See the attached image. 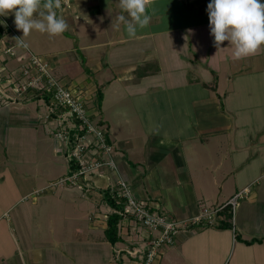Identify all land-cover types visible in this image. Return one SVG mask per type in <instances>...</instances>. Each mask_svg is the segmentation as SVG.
<instances>
[{"label": "crops", "instance_id": "1", "mask_svg": "<svg viewBox=\"0 0 264 264\" xmlns=\"http://www.w3.org/2000/svg\"><path fill=\"white\" fill-rule=\"evenodd\" d=\"M209 2L151 0L149 25L138 28L136 36L130 38L123 23L119 28L115 27L116 17L121 14L119 0H69L68 4H62L57 14L69 24L71 48L67 47L69 37L63 34L51 37L39 32V36H43L40 39L34 37L38 33L24 38L25 43L35 49L33 39L53 43L59 39L63 41L54 50L43 49L51 51L54 57L52 71H63L59 76L54 71L56 76L70 87L83 90L93 104L88 105L93 119L110 121L109 117H104L108 103L118 104L121 100L134 101L135 98L139 100L135 103L139 113L142 105H147L148 109L154 104L159 110L157 114L154 111L150 114L164 122L163 137L172 128L177 146L147 144V150L142 151L138 140L132 145L127 144L128 148L126 143L120 142L117 146L113 141L117 171L105 169L103 175L96 176L97 186L90 192L91 196L83 197L78 186H61L63 188L54 193L60 202L82 204H77L74 211L70 209L69 215L67 210L60 212L59 219H64V223L50 227L48 243L35 240L32 234L28 244L23 243V251L27 253L23 259H15L6 246V230H0V264H140L141 256L152 237L158 234L157 230L126 217L120 229L122 240L112 244L105 238L110 209L103 204L101 187L115 183L116 178L126 179L131 188L134 186L132 190L138 197L147 199L163 214L175 219L199 213L208 201L221 204L246 188L248 192L236 209L234 229L210 225L183 229L173 244L159 249L156 264L163 259L164 264H209V260L226 256L225 252L231 248L234 264H264V241H259L264 239V46L256 54L239 60L234 57V47L229 42H223L222 48L218 49L210 35ZM18 37L7 32L0 40V48L11 49L10 53L15 54L12 61L24 66L31 50L28 46H19L16 43ZM1 49L0 57L3 58L8 51ZM52 62L50 60V65ZM4 72L0 74L6 75ZM80 72L83 75L77 76ZM9 83H12L11 79ZM6 85L3 84L6 89L11 88ZM99 88L104 94L101 108H97L94 101ZM7 95L14 97V91ZM33 101L22 100L20 103L23 116L20 124L25 131L33 132L32 141L44 137L43 144L48 140L47 135H52V124L47 122L49 126L46 127L43 114L37 115L30 110ZM136 110L129 118L130 123L137 116ZM32 116L40 121L34 117L32 122L25 120ZM181 123L186 124L182 126ZM250 126L254 128L250 129ZM130 128H138V125ZM5 137L8 139L9 135ZM52 138L57 151L56 138ZM118 148L122 153L117 151ZM38 149L39 153L36 146L33 147L34 157L17 162L14 171L7 169L8 174L11 177L18 175L23 183L31 179L35 185L53 175L52 167L40 168V163L44 166L48 163L49 155L44 160L37 159L43 151L41 147ZM129 151L134 158L129 156ZM143 153L146 157L142 158ZM148 160L144 172L141 164H147ZM167 160L172 163L171 170L164 163ZM160 163V172H154ZM170 173L177 176L179 186L182 184L178 194L167 180ZM66 192L72 197L67 198ZM73 195H79V199ZM93 204L96 209L91 208ZM66 217L81 218L83 223L79 228H73L66 224ZM35 233L38 236L37 231ZM23 241L26 242V238Z\"/></svg>", "mask_w": 264, "mask_h": 264}, {"label": "rangeland", "instance_id": "2", "mask_svg": "<svg viewBox=\"0 0 264 264\" xmlns=\"http://www.w3.org/2000/svg\"><path fill=\"white\" fill-rule=\"evenodd\" d=\"M14 13L10 12L7 16H0V24L3 25L8 29V33L10 35L17 34L18 36L22 37L23 33L22 30H17L15 24H14ZM35 31V30H34ZM32 31L33 33H38L37 36L39 39L43 36H39L38 31ZM15 33V34H14ZM7 34V33H6ZM63 35L68 36L67 40V47L73 46V43L71 42V32L69 30H66ZM33 38V37H32ZM35 44L34 46L37 47V49L33 48L32 46H28L32 53L35 55H38L42 57L43 59H47L50 63V60L52 62L53 56L51 51L45 50L43 48L48 47L51 48V50L56 49L55 47L59 45V42L61 39L57 40L55 43L53 42H41L40 40L33 39ZM65 40V38H64ZM32 43V42H30ZM1 49V48H0ZM8 49V47H4V49H1L5 51ZM7 52V51H6ZM55 53V52H54ZM1 54V51H0ZM72 52H69L68 55L72 56ZM29 55V54H28ZM15 54H11L10 52H7L3 58L0 57V72L9 71L8 73H5L6 75L0 74V230L4 231L6 230V243L7 247L10 252L14 253V257L16 260H20L21 258L25 256L24 253V244H28L27 241H29V237H32V234L34 235L35 240L38 238L40 242L48 243L50 241V227L53 224L59 225L64 223V219L60 218L61 215L60 212L65 213L64 210H67V215H69V210L74 211L73 208L77 206V204H82L76 202L74 203H63L64 201L60 202L57 197H55L56 191H60L63 187L61 186H52V183L57 181L59 178L67 175L73 168L70 167V163L68 161V158L66 156V153L69 146H66L61 140L56 139L57 145L56 147L58 150L54 148V140L52 138L53 135L48 134L47 138L48 140L44 141L43 144L41 142L42 139H45L44 137L40 138V141L38 142V139H35L36 142L32 141V131H25L21 128L23 124H20L21 118L23 116L20 113V107L22 100H26L28 102H31L33 99L30 95L25 94V90L23 93H20L18 90H14V82L9 83V79L12 81L18 82L16 86H18L19 81L17 80L16 76L19 72L20 66L22 64H18L17 61H12L13 58L15 59ZM79 56V55H78ZM9 61H12L8 64ZM53 63H51L50 66H53ZM26 64V63H25ZM59 71H55L51 69V72L53 75L58 76L60 75V72H63L62 69H58ZM56 74H55V72ZM77 76H82L83 73H78ZM76 76V77H77ZM57 77V76H56ZM16 78V79H15ZM58 78V77H57ZM20 80L23 81V78L21 77ZM6 81V83H4ZM3 84H8L11 88H5ZM7 87V85H6ZM11 91H14V97H10L7 94ZM24 94V95H23ZM19 97H18V96ZM22 96V97H20ZM11 100V101H10ZM16 100H18V103H16ZM95 101V99H94ZM139 101L138 99L134 98V101L130 99L121 100L120 103L111 104L108 103V105L104 108V117L108 119L109 122H107V125H110L109 133L112 141H115L117 146H119L120 142L126 143V148H128L129 143L132 145L135 141L137 143H140L139 148L142 149V151L147 150L146 145H154L157 147H176V140L173 139L174 131L170 127L168 131L165 132L166 136H164V122L157 121L156 118H159L158 116L150 114V112L153 111L157 114V111L159 110V106H156L154 104H150L148 109L147 105L141 106V113H139L136 108L138 105L135 103ZM85 105L88 110V105L93 104L88 101L87 97L84 99ZM167 106V105H166ZM164 109V108H163ZM30 110H34L36 114L38 113L43 114V116L48 111V104L44 102L42 98L37 99L32 102V106ZM137 116L133 118V122L130 123L129 118H132L134 115V112ZM107 111V113H106ZM253 113V112H251ZM141 114V116L139 115ZM16 116V117H13ZM108 115V116H107ZM42 116V117H43ZM32 116L31 118H26L25 120H28L32 122L33 120ZM37 121H40L39 118L34 117ZM45 119V118H44ZM42 120L45 122V125L47 127V121ZM154 120V121H152ZM16 124V126H13ZM137 126L138 128H130V126ZM182 126H184L186 123H181ZM256 124V123H253ZM251 124V125H253ZM53 125V122H52ZM49 126V125H48ZM18 127V128H16ZM109 127V126H108ZM250 129H253L254 127L250 126ZM45 130V129H43ZM29 132V133H28ZM32 132V133H31ZM40 132V129H39ZM44 132V131H42ZM134 134V135H133ZM5 135H9V138L7 139ZM143 137V138H140ZM162 137V138H161ZM64 144V145H63ZM128 144V146H127ZM44 146V148L42 147ZM36 146V149L39 153V147L43 150L40 154L41 157L36 156L37 159H42L46 156H48V163L44 166L43 163H40V168L43 170L45 167L49 169V167L54 169V174L48 175L49 177L45 178L44 181L41 183H38V185L34 184L33 180H27L25 183H23L24 180H22L18 175H14L11 177L8 174L7 169L14 171V167L16 166L17 162L27 161L29 157H34L31 153V149ZM63 146V148H62ZM38 147V148H37ZM120 151L122 153L121 149H117V151ZM130 152V151H129ZM121 155V154H120ZM123 155L126 156V153L123 152ZM131 158H134L131 155H129ZM146 157L145 154L141 156ZM127 159V156L125 157ZM146 161V160H145ZM167 166L169 167V170L172 169V163L170 160H167ZM142 170L145 171L146 165H149V160L147 161V164H141ZM161 163L157 164V169L154 172H160ZM139 166V165H138ZM4 168V169H3ZM4 172H3V170ZM148 171L150 170L147 167ZM150 178V175L149 177ZM145 180V178H143ZM167 180L170 182L171 187H173V190L175 189V194H178V190H180V186L182 184H178L177 176L170 173L167 177ZM103 182V181H102ZM133 185V184H132ZM67 187H77L72 185L71 183H68L66 185ZM34 187H36V191L34 190ZM55 187V188H52ZM65 187V186H64ZM134 187V186H133ZM132 187V188H133ZM78 188V187H77ZM81 191V190H80ZM82 190L80 194L85 197V195H90L89 193H86ZM77 193V192H76ZM68 194V192H66ZM78 194V193H77ZM24 196V197H23ZM79 195H73L75 199H79ZM68 197H72L70 194L67 195ZM21 198V199H20ZM20 199V200H19ZM47 200V201H45ZM90 202V200H88ZM12 203V204H11ZM70 204V207H69ZM92 204V202H91ZM90 205V204H89ZM94 206H91L92 209H96V204H93ZM205 205L211 206V201H208ZM104 207V206H103ZM106 210V207L104 208ZM53 220V222L51 221ZM65 222L67 225H71L73 228H79L83 221L80 219L75 218H68L66 217ZM59 227H62L61 225ZM37 231V235L36 232ZM26 238V242L23 241V239ZM19 239V243H17V240ZM34 240V239H33ZM141 246L143 243H140ZM139 245V243H138ZM22 247V250H21ZM23 251V253H21ZM232 251L227 250L225 252L226 256H222L218 260H209V264H234L232 259ZM31 252H29V255ZM224 254V252H223ZM156 261V260H155ZM156 264V263H155ZM160 264H164V259ZM199 264V263H198Z\"/></svg>", "mask_w": 264, "mask_h": 264}, {"label": "built area", "instance_id": "3", "mask_svg": "<svg viewBox=\"0 0 264 264\" xmlns=\"http://www.w3.org/2000/svg\"><path fill=\"white\" fill-rule=\"evenodd\" d=\"M68 1L61 0V3L68 4ZM6 51L12 52L9 48ZM21 77L23 81L20 80ZM16 78L20 84L16 86L18 82L15 80L12 84L15 83L14 90L20 93L30 87L50 93L53 100L51 104H48V111L44 118L51 124L53 122L50 129L52 135L70 147L66 153L68 161L75 162L78 166L71 175L61 177L52 186L71 183L81 188L78 183L80 175L91 178L94 174L103 175L105 169L117 171V162L113 156L116 150L113 143L107 141V124L92 118L84 102L86 97L83 90L63 83L60 78L53 75L47 59L31 52H29L27 63L19 69ZM79 130L84 132L80 134ZM111 185L112 190L116 191L119 197L126 199L125 215L144 227L158 231V234L149 241L146 251L141 256L140 264H155L159 249L163 245L173 244L181 230L219 224L225 218L227 208L231 212V223L234 229L236 209L240 199L248 192L244 188L221 204L203 205L199 213L188 218L175 219L163 214L147 199L138 197L126 179L116 178V183Z\"/></svg>", "mask_w": 264, "mask_h": 264}, {"label": "clouds", "instance_id": "4", "mask_svg": "<svg viewBox=\"0 0 264 264\" xmlns=\"http://www.w3.org/2000/svg\"><path fill=\"white\" fill-rule=\"evenodd\" d=\"M150 3L151 0H119L121 14L116 17L115 27L123 23L128 36L134 38L137 29L147 27L151 21ZM61 7V0H0V16L14 13V24L23 33L16 43L27 47L24 38L34 30L55 37L68 29L66 19L57 14ZM207 12L210 35L218 49L223 42H229L234 47V57L239 60L256 54L264 46L261 0H210Z\"/></svg>", "mask_w": 264, "mask_h": 264}, {"label": "trees", "instance_id": "5", "mask_svg": "<svg viewBox=\"0 0 264 264\" xmlns=\"http://www.w3.org/2000/svg\"><path fill=\"white\" fill-rule=\"evenodd\" d=\"M7 32H8V29L0 24V40L3 39V37L6 35ZM25 94L30 95L33 100H37V99L42 98L45 101V103H47V104H51L52 100H53L50 93L45 91V90H39V89H35V88L30 87L25 91ZM103 97H104L103 91L101 90V88H99L97 90L96 96H95V105L97 108H101ZM100 122L105 123L104 121H101V120H100ZM107 128H108L107 141L109 143H112L113 141L109 137L110 131H109L108 125H107ZM83 132H84L83 130H79L80 134ZM115 150H116V147H115ZM69 163H70V167L73 169L67 175H71L74 171L77 170V167H78L75 162L71 161ZM96 176H99V175L94 174V175H92L91 178H85V177H83V175L79 176L78 183L81 185V189L84 192L89 193V192L93 191L94 188H96L97 185H96L95 180H94ZM66 185H58V186H66ZM114 186H116V184H114ZM101 192H102L103 204L110 209V211L107 215V220H106L107 226L104 229L105 238L110 243L115 244L116 242L122 240V235H121L120 229H121V224L123 223L122 222L123 219L126 217H130V216H127L124 214V206L126 203V199L123 197H119L117 195L116 191L112 190V185L110 183L107 186L101 187ZM215 226L216 227H232L231 212H230L229 208H227L225 210V218L219 224H217ZM260 240L264 241V239H259V241ZM249 242H252V241H249Z\"/></svg>", "mask_w": 264, "mask_h": 264}]
</instances>
